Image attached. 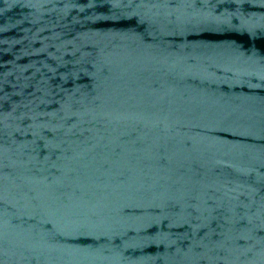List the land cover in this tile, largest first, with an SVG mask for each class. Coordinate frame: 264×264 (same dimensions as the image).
I'll return each instance as SVG.
<instances>
[{"label":"water","instance_id":"1","mask_svg":"<svg viewBox=\"0 0 264 264\" xmlns=\"http://www.w3.org/2000/svg\"><path fill=\"white\" fill-rule=\"evenodd\" d=\"M0 264H264V0H0Z\"/></svg>","mask_w":264,"mask_h":264}]
</instances>
